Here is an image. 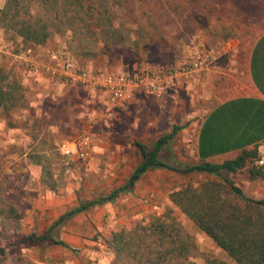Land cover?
<instances>
[{"label":"rangeland","instance_id":"374dc122","mask_svg":"<svg viewBox=\"0 0 264 264\" xmlns=\"http://www.w3.org/2000/svg\"><path fill=\"white\" fill-rule=\"evenodd\" d=\"M4 1L0 0V8ZM132 3L135 4L137 14L130 15V22L139 18L144 10L147 14L154 11L155 16L151 17L158 20L170 35V38L162 41L161 51L156 52L153 47L152 53L142 54L137 59L125 57L112 67L98 68L94 67L93 61L81 62L75 58L79 64L116 73L138 72L146 68L154 70L159 67L181 69L190 68L195 57L200 54L206 65L202 68L203 73L206 67L210 69L212 66L221 65L229 68L232 78L244 80L250 49L264 32V0H133ZM142 20L143 23L148 21L146 17ZM139 45L142 46V43ZM54 50L67 51L72 55L68 34L54 36L45 45L30 51L23 49L19 39H12L0 30V67L20 77L27 97L26 105L11 115L17 127H8L6 120L0 116V206L9 201L14 202L20 214L19 219L1 216L0 232L6 236L2 238L0 235V261L4 260L3 264H13L18 256L35 263L31 258L37 253L41 257L58 254L56 249L47 244L25 247L19 243L26 236L21 233V224L27 209L26 201L31 194L49 193L52 196L66 197L76 193L78 198H83L80 193L85 191V185L96 198L108 194L126 181L110 180L109 175L105 177V166L102 163L89 165L86 160L83 162L75 159V153L73 156H64L61 153L60 145L67 144L70 139L62 130L67 111L60 99L69 88L50 81L49 78L44 79L39 69L40 66L47 65L46 59ZM38 70L39 78H35V71ZM221 98L222 95L219 94L208 99V94L202 97L196 89H187L181 96L171 99V108H155L156 112L162 114V119H167L166 125L171 128L175 123H185L190 117L200 120L210 106ZM132 158L130 153V161ZM164 160L171 163L167 153H164ZM256 164L254 162L252 165L256 167ZM42 168L46 169L45 174H49L47 177L42 173ZM246 168L249 170V166ZM246 174L241 171L233 176L237 182L235 186L241 187L240 181ZM230 178L225 170L217 177L218 181ZM205 181L211 180L189 178L182 183V187L180 185L170 193L187 184L197 187ZM169 183H175V180L169 179ZM166 210H171L192 235L200 254L215 257L224 264H233L175 205L165 206L161 213L144 214L141 218L126 217L125 223L120 226L117 224V227L115 225L111 232L105 233L101 238L103 247H98L99 253L85 251L83 255H78L79 264H112L115 255L104 244L110 234L120 229L133 228L138 223H148L152 217L160 216ZM53 235H56V231ZM193 261L204 264L200 256Z\"/></svg>","mask_w":264,"mask_h":264},{"label":"crops","instance_id":"0c3cea01","mask_svg":"<svg viewBox=\"0 0 264 264\" xmlns=\"http://www.w3.org/2000/svg\"><path fill=\"white\" fill-rule=\"evenodd\" d=\"M45 66L39 69L44 79L49 80ZM148 69L120 74L136 75ZM40 70L35 71V78H39ZM202 71L192 70L190 78L178 76L161 97L140 92L119 110L110 108L99 91L50 79L69 88L60 100L67 111L62 130L70 139L67 144L71 156L75 153V159L86 160L89 165L102 163L105 177L109 175L110 180L124 182L141 161L135 143L151 146L178 126L182 128L159 152L158 158L162 162L181 166L202 162L222 164L252 150H257L261 158L264 155V32L250 49L244 80L232 78L229 68L221 65L210 69L206 67L205 72ZM187 89H196L202 97L208 94V99L219 94L222 98L215 101L200 120L190 117L185 123H175L169 128L167 119H162V114L156 112L155 107L159 110L171 108V99L181 96ZM81 137L86 138V146L80 145ZM130 153L133 155L131 161ZM164 153H167L171 163L164 160ZM256 167L259 168L257 164ZM246 170V167L238 170L247 173L240 181L241 190L253 199H264V178ZM239 172H228L231 178L227 180L237 185L233 176ZM189 178L218 181L217 177L200 173L183 176L166 169L148 170L136 182L130 194H124L112 203L88 209L63 225L54 227L52 237L62 241L67 248L51 246L56 249V256L41 257L37 253L31 259L36 264H79L77 256L85 251L99 253L98 247H103L101 238L111 232L115 225L125 223L126 217L135 219L144 214L161 213L165 206L173 205L168 194L180 185L182 187V183ZM169 179L175 180V183L170 184ZM86 187L83 185L85 191L80 193L83 198H78L76 193L66 197L49 193L31 194L26 201L21 233L26 236L31 233L43 235L66 211L78 206L79 202L95 197L92 190Z\"/></svg>","mask_w":264,"mask_h":264},{"label":"trees","instance_id":"16d2710c","mask_svg":"<svg viewBox=\"0 0 264 264\" xmlns=\"http://www.w3.org/2000/svg\"><path fill=\"white\" fill-rule=\"evenodd\" d=\"M132 1L5 0L0 8V30L12 39H19L23 49L30 51L45 45L54 36L68 34L72 55L69 54L74 60L93 61L94 67L98 68L112 67L125 57L137 59L142 54L152 53L153 47L160 52L162 41L170 38L158 20L151 17L155 16L154 11L147 14L144 10L139 18L130 22V15L137 14ZM144 17L148 19L146 23H143ZM26 102L20 77L0 67V116L6 120L8 127H17L11 115L24 107ZM181 128L175 126L170 134L161 136L151 146L136 142L141 161L123 184L106 195L79 202L78 206L62 214L43 235L31 233L19 243L25 247L47 244L67 248L62 241L52 237L54 227L88 209L130 194L140 177L151 169H166L181 175L200 173L220 177L222 170L235 173L249 166L251 174L264 178V166L257 168L252 165L260 159L257 150L243 152L238 158L222 164L202 162L181 166L162 162L158 158L159 152ZM45 170L42 168V173L47 177L49 174H45ZM169 199L233 264H264V199L246 196L226 179L205 181L197 187L187 184L170 193ZM1 216L20 218L14 202L10 201L0 206V228ZM0 235L6 238L1 232ZM104 243L115 255L112 264H196L193 259L199 256L204 264H224L215 257L200 254L194 238L171 210L152 217L148 223L112 232ZM13 264L35 263L18 256Z\"/></svg>","mask_w":264,"mask_h":264},{"label":"built area","instance_id":"2783aa9c","mask_svg":"<svg viewBox=\"0 0 264 264\" xmlns=\"http://www.w3.org/2000/svg\"><path fill=\"white\" fill-rule=\"evenodd\" d=\"M204 63L205 60L198 54L190 68L159 67L130 75L84 69L78 66L69 53L52 51L48 55V63L44 70L49 79L61 80L66 85H78L101 92L107 105L119 110L129 104L140 92L161 97L178 76L187 78L192 70H202L206 66ZM79 142L81 146L87 144L85 137H81ZM60 151L64 156L72 154L68 144L65 143L60 145ZM257 165L264 166V155L261 156Z\"/></svg>","mask_w":264,"mask_h":264}]
</instances>
